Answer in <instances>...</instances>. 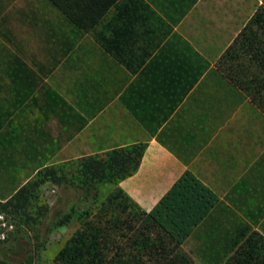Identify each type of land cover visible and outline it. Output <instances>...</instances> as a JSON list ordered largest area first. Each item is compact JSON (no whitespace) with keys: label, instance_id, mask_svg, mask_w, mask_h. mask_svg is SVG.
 Wrapping results in <instances>:
<instances>
[{"label":"trees","instance_id":"obj_1","mask_svg":"<svg viewBox=\"0 0 264 264\" xmlns=\"http://www.w3.org/2000/svg\"><path fill=\"white\" fill-rule=\"evenodd\" d=\"M195 1L40 0L55 21L43 20L48 55L44 60L32 58L31 68L11 28L9 10L0 0V174L8 163L29 164L26 168L35 171L31 180L28 173L23 183L2 187L0 210L12 219L32 221L27 210L30 200L49 180L72 190L75 199L50 215L46 210L47 231L72 220L85 221L93 207L98 211L95 221L73 233L57 252L59 264H264V231L255 229L264 212V150L250 166L252 178L240 176L236 185L246 186L227 197L228 204L184 169L147 211L118 186L137 169L144 143L81 156L75 178L44 165L53 154L42 107L44 78L85 33L134 75L126 90L147 105L145 116L156 127L189 94L195 110L188 128L197 123L199 131L208 130L245 102L264 116V0L213 66L172 30ZM55 114L53 110L51 115ZM186 125L170 118L156 139L167 146L165 138L179 135ZM180 143L181 152L175 155L186 163L191 155ZM100 182H108L111 189L97 202L94 187ZM246 196L256 203L245 205ZM12 233L0 242L2 246ZM191 238L197 243L184 250L182 245Z\"/></svg>","mask_w":264,"mask_h":264},{"label":"rangeland","instance_id":"obj_2","mask_svg":"<svg viewBox=\"0 0 264 264\" xmlns=\"http://www.w3.org/2000/svg\"><path fill=\"white\" fill-rule=\"evenodd\" d=\"M259 2L260 0H198L184 18L182 31L213 66L221 51L235 36ZM4 3L6 10H9L8 20L22 48V56L26 63L31 67L32 58L37 60L47 58L42 23L45 19L54 22V17L42 8L40 0H4ZM96 47L91 35L83 34L75 41V47L69 57L62 59L61 65L44 79L47 89L42 97L43 110L47 115H51L53 110H56L58 113L56 115L61 116L58 118L60 123H54V132L59 133L54 144L60 146V151L53 153L44 165H51L58 173H63L70 178L77 176L78 159L83 155L76 154L75 157L66 152V146L63 147L67 137L68 100L74 97L75 92L69 81V74L73 77L82 71L80 66L76 68L72 66L71 69L69 67L70 64H75V59L82 60L85 51L94 52L93 54L97 56ZM223 130L235 131L236 151L245 150L247 159L253 160L264 149V116L258 111L239 108ZM242 165L235 164V168H232L231 164H188L187 167L196 175L220 186L217 190L223 195L222 192L225 190L221 186L223 181L228 178L231 180L233 173L239 179L238 172ZM28 166L30 165L23 167V164L21 166L5 164L0 174V200L4 199L2 187L8 188L12 183H23L28 173L27 178L33 179L35 171L30 172L26 168ZM94 188L97 202H100L110 191L111 184L100 182ZM74 199L72 190H66L62 185H55L49 180L43 181L34 191V197L31 198L27 209L28 213L34 217L32 221H26V219L19 221L6 215L14 227L10 242L4 244V247L0 244V264H4L2 261L7 264H59L56 260L57 252L68 242L73 233L82 229L86 223L95 221L98 212L93 207L92 215L85 221L72 220L64 226L47 231L46 210L50 209L48 210L50 215L54 209L63 208L67 200ZM196 243L197 240L188 239L182 248L188 250ZM9 246L13 249L10 250Z\"/></svg>","mask_w":264,"mask_h":264},{"label":"crops","instance_id":"obj_3","mask_svg":"<svg viewBox=\"0 0 264 264\" xmlns=\"http://www.w3.org/2000/svg\"><path fill=\"white\" fill-rule=\"evenodd\" d=\"M197 2L198 0L187 9L184 16L173 25L172 30L207 59L182 31L184 18ZM96 46L95 53L97 56L93 54L94 52L85 51L84 58L82 60L80 58L75 59V64H70L69 67L71 69L80 66L82 71L73 77L69 74V81L75 92L74 97L68 100L67 137L63 143L68 154H73L75 157L77 155L99 154L116 147H125L139 142L144 143L145 146L137 169L131 175L120 180L118 186L145 211L156 202L184 169L191 170L187 167L188 164H231L232 168H235V164H243L239 169L238 178L242 174L245 175L243 180L252 178L249 173L250 166L264 149L253 160L247 159L245 150L236 151L235 131L231 132L232 129L223 130V127L239 108L226 117L221 124L214 123L213 127L208 130L199 131L197 123L191 124L188 128L187 122L193 120V111L195 110L192 107V96L189 94L168 118V120L173 118L179 122H185L187 130L179 135L165 138L167 147L156 139V135L168 120L157 127L153 122L147 120L145 116L148 113L147 105L137 101L126 90L134 75L130 74L97 44ZM71 51L68 53V57ZM61 61L56 67L61 65ZM245 103L243 107L251 109L246 107ZM59 117L61 118L60 115L56 114L47 115L46 119L50 134L48 146L54 154L60 151V146L54 144L56 137L59 136L58 132H54V123H60L58 122ZM201 119L205 120V118ZM63 129L65 128L63 127ZM177 137L181 141L177 142ZM180 142L185 146L186 152L191 155L186 163L175 155V153L181 152L180 147H177V144H181ZM231 176V180L229 178L226 181L225 178L223 179V185H221L225 188L222 192L223 195L219 194L220 191L217 190L220 186L214 185L212 181H208L204 177H198L215 190L219 198L228 204L227 197H234L236 193H239L240 187L245 188L246 186V184L237 186L236 183L241 181V177L237 179V175L234 173ZM244 203L252 206L256 202L253 198L246 196ZM246 210L248 211V209ZM259 224L264 228V212L255 224V229L264 231L259 227Z\"/></svg>","mask_w":264,"mask_h":264},{"label":"built area","instance_id":"obj_4","mask_svg":"<svg viewBox=\"0 0 264 264\" xmlns=\"http://www.w3.org/2000/svg\"><path fill=\"white\" fill-rule=\"evenodd\" d=\"M13 225L8 220L4 211L0 210V242L7 239L10 233L13 231Z\"/></svg>","mask_w":264,"mask_h":264}]
</instances>
